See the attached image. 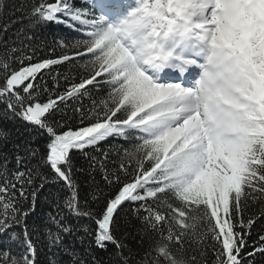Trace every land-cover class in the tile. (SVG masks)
Masks as SVG:
<instances>
[{
	"label": "trees",
	"instance_id": "trees-1",
	"mask_svg": "<svg viewBox=\"0 0 264 264\" xmlns=\"http://www.w3.org/2000/svg\"><path fill=\"white\" fill-rule=\"evenodd\" d=\"M89 1L0 0V264H264V122L233 179L201 171ZM105 121L119 130L70 148L62 176L50 144Z\"/></svg>",
	"mask_w": 264,
	"mask_h": 264
},
{
	"label": "rangeland",
	"instance_id": "rangeland-1",
	"mask_svg": "<svg viewBox=\"0 0 264 264\" xmlns=\"http://www.w3.org/2000/svg\"><path fill=\"white\" fill-rule=\"evenodd\" d=\"M199 5L206 8L208 6L207 0H198ZM204 14V13H203ZM244 28V27H242ZM34 71V69H26L23 70L18 75H13L9 81L8 86L10 89H13L14 86L19 85L22 81L26 80V78ZM46 106L43 104L36 103L35 105H29L27 109L25 110V114L29 119L37 120L40 115H42L46 111ZM197 108L195 105H188L187 111H184V116L190 114L194 115L195 118L193 121V129L192 132L199 133L198 140H201L203 143H205L203 139V134L199 128L198 124V114ZM181 113V112H179ZM119 130V128L116 126L115 123H111L109 121L101 122L98 125H92L89 127H85L82 129H79L77 131H70L69 133H61L59 134L54 141L50 144V159L53 163V166L60 172L62 176H64V173H62V170L59 167V163L63 160L64 153L68 152L70 148L72 147H81L82 145H90L95 143L97 140L104 138L105 136L111 134L112 132ZM190 130V129H189ZM93 134V137L91 138V135ZM186 134V132H185ZM210 148L216 152L217 155H219L220 158H224L228 161V158L232 156V148L230 146H226L224 144L215 146L212 142H210ZM201 155L203 156V169L209 170L212 168H215L209 160H206L203 155V151L200 150ZM231 172V171H230ZM113 212V208H110L104 218L102 223V229L106 230L109 226L110 218ZM101 236H105L103 232H101Z\"/></svg>",
	"mask_w": 264,
	"mask_h": 264
}]
</instances>
